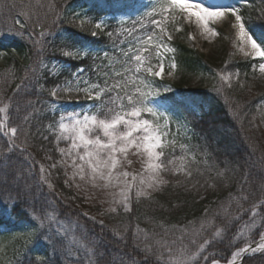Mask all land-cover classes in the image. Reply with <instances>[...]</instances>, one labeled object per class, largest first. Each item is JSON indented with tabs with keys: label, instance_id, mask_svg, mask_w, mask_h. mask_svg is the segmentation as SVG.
Segmentation results:
<instances>
[{
	"label": "trees",
	"instance_id": "trees-1",
	"mask_svg": "<svg viewBox=\"0 0 264 264\" xmlns=\"http://www.w3.org/2000/svg\"><path fill=\"white\" fill-rule=\"evenodd\" d=\"M225 4L238 8L254 38L264 40V15L259 14L264 9L262 0H225ZM158 13L159 4L154 0H0V54L14 53L26 61L22 65L8 58L6 68L0 69V99L9 104L8 124L28 134V144L17 147L24 139L19 132L13 145L0 131V226L13 228L37 217L53 216L72 237L67 243L48 240L43 261L27 253L17 264H119L121 260L124 264L132 260L157 264L151 254L142 251L143 243L136 246L133 233L137 229L141 241L148 232L168 241L183 237L188 244L191 229H199L202 223L210 243L195 264H211L214 257L226 264L231 252L264 235V136L257 126L264 93L248 97L239 87L240 81L249 80L257 61H229L214 72L216 66L184 40L175 39L171 45L180 75L175 86L180 98L173 102L185 116L190 133L185 147L166 151L187 156L190 177L165 174L169 183L150 198L133 196L130 211L99 220L82 212L65 184L61 167H48V174L40 172L41 165L58 160L56 143L49 135L50 119L44 111L46 101L52 99L51 90L81 69L95 76L102 87L119 79L114 73L127 66L136 39L159 36L153 22L161 18ZM72 14L80 21L91 20L92 25L103 18L98 36L64 24ZM167 29L175 32V21L168 22ZM66 46L91 51L87 58L69 59L60 54V48ZM104 52L110 53L114 66L100 71L95 69L96 62ZM43 57H60L65 67L56 75L41 73L35 65ZM219 73L231 75L230 88L222 84ZM194 79L198 87L182 90ZM254 204L259 205L255 217L250 212ZM253 220L254 228L244 239L242 229ZM165 229L172 230L171 235L165 237ZM84 242L94 247L84 246ZM148 243H154L151 235ZM242 264H264V251L245 258Z\"/></svg>",
	"mask_w": 264,
	"mask_h": 264
},
{
	"label": "snow or ice",
	"instance_id": "snow-or-ice-1",
	"mask_svg": "<svg viewBox=\"0 0 264 264\" xmlns=\"http://www.w3.org/2000/svg\"><path fill=\"white\" fill-rule=\"evenodd\" d=\"M24 14L27 16L26 12ZM158 14L161 18L153 22L159 28V36L154 40V37L149 35L143 41L144 47L138 49L125 61L127 66L122 71H115L114 75L119 79H115L110 85L106 82L103 87L93 84L84 88L74 87V81H69L64 87L58 86L50 92L54 97L59 93L68 95L83 93L89 100L99 102L88 113L69 112L59 117L55 128V140L61 159L54 161L49 168L55 169L58 164L64 167V174L67 177L66 185L71 180L78 189L81 188V183H75L78 178L84 185L107 191L111 197L108 201L110 204L108 211L111 213L117 212V206L122 207L125 212L130 211V198L133 193L139 199L141 197L150 198L153 192L160 191L169 183L165 174L183 173L185 176H191L187 156L175 155L174 152L166 151L174 149L175 146L174 140L166 139L169 136V118L148 103V97L154 95V91L147 77H161L164 70L163 52L175 51L164 42L165 37L168 41L173 38L167 29L168 22H174L178 17H182L189 23L194 22L201 30V35L216 36L219 34L218 31L210 25L230 15L234 18L231 27L236 29L239 52L244 57L257 59L259 72L264 74V40L254 38L238 8L205 6L203 3H193L192 0H160ZM95 27L101 29L103 23H96ZM176 30L179 31V29ZM96 34V32L92 33V35ZM40 35L43 36L44 32L42 31ZM109 35L111 36V33ZM150 48L155 50V56L160 59L157 65L159 71H154L155 66L152 63L153 56L149 52ZM90 51L83 47L66 46L62 50V55L69 59H80L87 58ZM127 55L125 53L126 57ZM132 61L135 63L133 64ZM176 67L175 63L171 64L172 69ZM35 71L33 69V72ZM218 75L222 84H227L229 88L232 86L231 75L223 73ZM0 104H2L0 114L3 115L0 119V131H4V135L8 136L13 145L19 139V132L24 139L17 147L27 145V132L8 124L9 104L4 103L3 99H0ZM49 127L52 130V126ZM60 141L67 142V147H60ZM8 152H11V148ZM129 154L140 159L141 172L135 173L127 170V167L132 164ZM47 158L51 159V157ZM4 159H7V156H4ZM68 168L72 170L70 174L67 171ZM40 172H45L43 165L40 166ZM47 186L50 189L53 188L52 183H48ZM246 198L243 197V199ZM237 202L239 203V200ZM258 207L259 205L254 204L250 209L253 217L257 215ZM225 213L227 215V209ZM36 219L40 220L38 228L43 229V220L40 217ZM254 222L253 220L245 227L250 230ZM171 231L165 229L164 236L171 235ZM181 231L188 232L189 230L182 229ZM204 231L203 223L199 229L192 228L188 244L184 243L183 237L179 240L168 241L164 238H156V233L149 234L148 232L144 233L143 241H141L138 235L139 229L133 233V239L137 247L143 243L142 251L146 256L151 254L157 264H195L200 253L210 243ZM150 235L154 243H148ZM215 235L220 236V231H216ZM197 237L200 238L199 243ZM84 246L94 247L91 242H84ZM257 248L264 249V235L261 236ZM257 248H252L251 245L240 247L231 252V258L226 261V264H237L245 253L250 250L256 251ZM3 251L0 248V253ZM36 259L43 261V258L39 256ZM119 264H124V261H119ZM131 264H136V261L132 260ZM211 264H221V261L214 257Z\"/></svg>",
	"mask_w": 264,
	"mask_h": 264
},
{
	"label": "rangeland",
	"instance_id": "rangeland-1",
	"mask_svg": "<svg viewBox=\"0 0 264 264\" xmlns=\"http://www.w3.org/2000/svg\"><path fill=\"white\" fill-rule=\"evenodd\" d=\"M154 2L159 4L160 0H154ZM192 2L203 3L205 6H226L225 0H192ZM260 11L261 12H259V14L261 13V16L264 15V9ZM76 17L77 14L69 15L65 18L64 24L74 29L84 31V33L87 31L86 33H90L92 37L98 36L99 32L103 28L102 27L101 29H96L95 27V24L101 23V20L92 25V23H90L91 20L83 21L82 23V21L78 20ZM232 23H234V18L229 15L225 19L217 21L216 23L210 25L218 31V35L205 36L201 35V30L195 25L194 22L189 23L182 17H178L175 20V25L176 29H179V31L175 29V32L172 33V40L168 41L165 37L164 42L169 47H171L172 42L175 39H179L181 41L184 40L185 42H187L190 48L201 53L207 61L213 63L216 66L214 72H217L219 68H222L229 61H257L253 63L252 74L250 75L249 80L246 82L244 80L240 81L239 87L244 90L246 96L258 97L259 95L264 93V74H261L259 72V61L257 59H254L252 57H244V55L239 52L237 48L238 41L236 38V29L231 27ZM84 28L86 29V31L84 30ZM93 32H96L97 34L92 35ZM146 39L147 36L138 37L136 39V48L133 49V53L137 52L138 49L144 47L143 41ZM60 50L61 57H64L62 55V50H64V48H60ZM149 52L153 56L152 63L155 66L154 71H159L160 69L157 65L160 63V59L155 56L154 49L150 48ZM144 54L148 55L149 53ZM109 56L110 53H102L101 58L97 61L102 62V64L97 67L96 62L95 69H101L100 71H102V69H110L112 66H114V64H111L112 59ZM8 58L17 59L22 65L26 64V61H24L22 57L18 56L17 54H0V69L6 68V66L8 65ZM162 62L164 64L162 76L147 77V80L151 82L152 89L154 91V95L148 97V103L159 112L166 114L169 118V136L166 139L174 140V147H185L184 143L189 137L190 130L185 116L180 110L176 108L175 103L173 102L175 99L180 98V94L175 88V86L179 82L180 75L177 74V67L175 69L171 68V64L175 63L174 52H163ZM132 63L134 64L135 61H132ZM15 66L16 65L13 64L11 67L13 68ZM37 66L38 69L41 70V73L56 75L61 69L65 67V64L64 60L60 57H43L38 60L35 67ZM8 68L11 69L10 67ZM67 77L68 78H63L61 82L54 88H57L58 86L62 88L69 81H74V87L79 86L81 88L90 87L93 84L100 85L99 81L95 79V76H91L89 72L80 71ZM233 81H237L236 76L233 77ZM197 84V79L191 80L182 87V90L194 89L198 87ZM96 104L97 103L95 100H89L83 93L79 95L75 93H73L72 95H68L67 93H59L55 97L52 96L51 100L46 101L44 111L49 117L50 125L52 126V130H50L49 128V135L56 143V152L58 155L57 161L61 159L57 148V141L55 140V128L58 124L59 117L69 112L88 113ZM0 116L3 118L2 114H0ZM257 126L261 134L264 136V101H262V107L259 109ZM59 146L67 147V142L60 141ZM129 159L132 161V164L127 167V170L135 173L141 172L142 164L140 159L137 156L131 154H129ZM58 166L62 168L63 174L65 172V168L60 166L59 164ZM48 167V165H44L46 174L50 173V169ZM67 171L70 174L72 170L71 168H68ZM63 175L65 176V174ZM165 178L167 179L166 175ZM66 179L67 177L65 176V181ZM75 183H81V188L78 189L71 180L68 181V185L66 186L75 197V201L80 204V209L82 210V212L88 217L93 219L106 220L109 215L124 212V209L119 206H117L118 210L116 213H111L108 211L110 207L108 201L111 200V197L108 195L107 191L99 188H93L91 187V185H84L79 181L78 178L76 179ZM133 196H135L134 193L131 195V198ZM42 220L44 222L43 229L38 228L40 220L23 222L13 228L0 226V248L4 250L2 253H0V264H17L27 253L32 254L35 258H37V256L42 257L44 260L48 240H50L51 238H56L66 241V243L71 241L72 237L70 230L64 224L55 221L53 216L44 217L42 218ZM245 226L243 227L241 232L243 238L248 237V234H250V230L252 231L254 228V224L251 226L250 230Z\"/></svg>",
	"mask_w": 264,
	"mask_h": 264
},
{
	"label": "water",
	"instance_id": "water-1",
	"mask_svg": "<svg viewBox=\"0 0 264 264\" xmlns=\"http://www.w3.org/2000/svg\"><path fill=\"white\" fill-rule=\"evenodd\" d=\"M259 242H260V240H259L257 243L251 245V247H252V248H257ZM257 249H258V248H257ZM253 252H254V251H251V250H250V251H248L247 253H245V254H244V255H243V256L237 261V264H241L242 261H243V259H244L245 257H247V256H250Z\"/></svg>",
	"mask_w": 264,
	"mask_h": 264
}]
</instances>
